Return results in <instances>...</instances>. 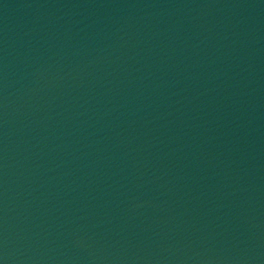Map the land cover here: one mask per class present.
Listing matches in <instances>:
<instances>
[{"label":"water","instance_id":"95a60500","mask_svg":"<svg viewBox=\"0 0 264 264\" xmlns=\"http://www.w3.org/2000/svg\"><path fill=\"white\" fill-rule=\"evenodd\" d=\"M0 264H264V0H0Z\"/></svg>","mask_w":264,"mask_h":264}]
</instances>
